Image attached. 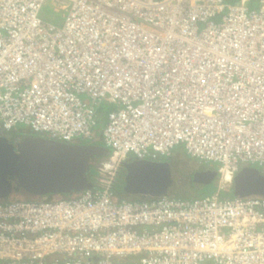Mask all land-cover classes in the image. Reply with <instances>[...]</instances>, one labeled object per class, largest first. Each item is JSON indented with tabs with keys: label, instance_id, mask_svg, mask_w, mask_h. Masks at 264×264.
Wrapping results in <instances>:
<instances>
[{
	"label": "built area",
	"instance_id": "1",
	"mask_svg": "<svg viewBox=\"0 0 264 264\" xmlns=\"http://www.w3.org/2000/svg\"><path fill=\"white\" fill-rule=\"evenodd\" d=\"M256 1L0 0V128L93 144L98 107L113 105L91 188L0 200V264H264L263 195L116 191L128 163L162 161L180 144L217 166L221 190L264 165Z\"/></svg>",
	"mask_w": 264,
	"mask_h": 264
},
{
	"label": "water",
	"instance_id": "2",
	"mask_svg": "<svg viewBox=\"0 0 264 264\" xmlns=\"http://www.w3.org/2000/svg\"><path fill=\"white\" fill-rule=\"evenodd\" d=\"M108 149L97 144H73L35 135L15 140L0 134V200L25 192L30 196H54L92 187V161L107 156ZM127 193L167 195L169 172L163 161H133L126 165ZM203 184L209 183V175ZM206 178V179H205ZM235 196L263 195L264 172L243 167L233 178Z\"/></svg>",
	"mask_w": 264,
	"mask_h": 264
},
{
	"label": "rangeland",
	"instance_id": "3",
	"mask_svg": "<svg viewBox=\"0 0 264 264\" xmlns=\"http://www.w3.org/2000/svg\"><path fill=\"white\" fill-rule=\"evenodd\" d=\"M227 1L235 2L236 0H227ZM257 7H258L257 1L256 0H253V2L251 1V9H257ZM43 15L46 18H48L50 20H54L57 23H61L62 20H63V11L60 10V11L56 12L49 5H46V6L43 7ZM216 19H217V21H219V17H217ZM82 98L84 99L85 96L82 95ZM112 108H113V105L103 101L100 104V106L98 107V109H97L99 111V123H98V126H97V136L98 137L101 136L100 128L105 124L107 113ZM1 130L6 132V134L4 133L2 135H7L9 137H12L13 139H16L17 137H20L22 135H34V133L25 124H22V123L17 124L10 131H5L2 128H0V133H2ZM90 143L97 144V145H103V140L101 138H97V139H94L93 141H90ZM172 150L174 152H176V153H182L183 145L182 144L177 145ZM184 158L185 159H193V158H190V157H187V158L184 157ZM193 160H194L195 163H199V168L200 169L201 168H206V169H213L214 171H217V168H216L217 166L215 164L211 163V162H201V161H199L197 159H193ZM248 165L250 167L257 168L260 171H264V165H261L259 163H251V164H248ZM243 166H245V165H243ZM117 185H121V186L123 185V189H124L125 181H122L121 183H118ZM226 188L232 189V187H226ZM176 190H177V194H179L177 196L184 197V198L205 196V195L213 194V193H216V192H219L221 197L234 196V194L232 192L226 193L224 190L221 191V189L219 188V185L215 181H212L211 183H209L208 185H206L204 187H198V188H194L193 187L192 189L188 190L187 186L183 185L182 187H180V188H178ZM128 194L133 195V196H138V197L139 196H143V193H135V194L128 193ZM166 194L167 195L170 194L169 190L166 191ZM14 197L15 198L16 197L26 198V196L24 194H21V193L15 195ZM55 197H57V196H55ZM43 198H54V196H52V197H50V196H41L40 199H43Z\"/></svg>",
	"mask_w": 264,
	"mask_h": 264
},
{
	"label": "crops",
	"instance_id": "4",
	"mask_svg": "<svg viewBox=\"0 0 264 264\" xmlns=\"http://www.w3.org/2000/svg\"><path fill=\"white\" fill-rule=\"evenodd\" d=\"M251 1L253 2V0ZM97 138L102 139L101 136L99 137L97 136V132H96L94 139H97ZM184 157L187 158L190 156L186 153V150L183 146L182 153H176L172 150L169 155L165 156L162 159L163 162H166L168 172H169V185L167 189L169 190L170 194L168 195H174V196L179 195L177 194L176 189L182 187L183 185L187 186L188 190L192 189L193 187L194 188L204 187L208 185L209 183H211L212 181L217 182V184L220 186L221 176L218 173V171H214L213 169H206V168L200 169L199 163H195L193 159H185ZM261 172H264V171H261ZM206 174L209 175L210 182L203 184V178L206 177L205 176ZM226 187L233 188L232 185L226 186ZM224 191L228 193V192H232V189L226 188ZM198 197H201V196H198ZM192 198H195V197H192ZM192 198H189V199H192Z\"/></svg>",
	"mask_w": 264,
	"mask_h": 264
},
{
	"label": "trees",
	"instance_id": "5",
	"mask_svg": "<svg viewBox=\"0 0 264 264\" xmlns=\"http://www.w3.org/2000/svg\"><path fill=\"white\" fill-rule=\"evenodd\" d=\"M2 131V130H1ZM6 134V132H4V131H2V133H0V134ZM94 174H95V166H94V162L92 161V164H91V168H90V171H89V177H90V179L91 180H93L94 178ZM116 191H117V193H118V195H120V196H125V197H128V198H147V197H150V196H153V195H151V194H144L143 193V196H133V195H130V194H128L127 192H125V190L123 189V185L121 186V185H117L116 186ZM19 193H21V194H24L25 196H26V198H41V197H35V196H30V195H28L27 193H25V192H19ZM19 193H14V194H12V196H11V198L10 199H21V198H19V197H14L15 195H17V194H19ZM53 196V195H52ZM52 196H50V197H52ZM56 195H54V197H55ZM57 196H59V195H57ZM14 197V198H13ZM183 198V197H182Z\"/></svg>",
	"mask_w": 264,
	"mask_h": 264
},
{
	"label": "bare ground",
	"instance_id": "6",
	"mask_svg": "<svg viewBox=\"0 0 264 264\" xmlns=\"http://www.w3.org/2000/svg\"><path fill=\"white\" fill-rule=\"evenodd\" d=\"M231 174L229 172L225 173L224 181L227 182L230 180Z\"/></svg>",
	"mask_w": 264,
	"mask_h": 264
},
{
	"label": "flooded vegetation",
	"instance_id": "7",
	"mask_svg": "<svg viewBox=\"0 0 264 264\" xmlns=\"http://www.w3.org/2000/svg\"><path fill=\"white\" fill-rule=\"evenodd\" d=\"M11 139H13L12 137H10ZM13 140H15V139H13Z\"/></svg>",
	"mask_w": 264,
	"mask_h": 264
}]
</instances>
